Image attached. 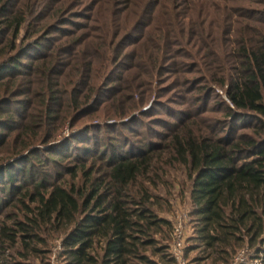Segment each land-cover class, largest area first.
Wrapping results in <instances>:
<instances>
[{
    "label": "rangeland",
    "instance_id": "rangeland-1",
    "mask_svg": "<svg viewBox=\"0 0 264 264\" xmlns=\"http://www.w3.org/2000/svg\"><path fill=\"white\" fill-rule=\"evenodd\" d=\"M81 1L86 9L95 2ZM151 1L144 11L141 6L130 5L128 0H116L120 16L124 17H119V21L131 25L138 18H144L150 20L149 26L132 25L123 33L120 28L114 30L108 37L111 44L117 45L116 52L98 53L92 57V48L78 53L80 43L90 44L92 41L88 38L96 34L90 20L75 18L80 25H62L66 26L65 30L54 29L46 37L43 35L45 31L34 35L42 22L37 15L54 9L56 0H13V14L24 17L31 27L29 37L25 33L26 27L21 31L17 48L22 45L25 48L39 38L44 46L40 47L41 53L35 54V58L39 56L37 59H21V62L31 64L26 65L25 73L15 79L18 91L15 90L11 108L16 111L14 115L19 125L12 133V136L18 135L12 148H20L22 140L29 141L34 137L25 154L40 149L43 158L54 155V161L40 167L53 174L51 181L65 187H70L73 182L85 186V172L92 178L104 179L106 161L114 154L152 150L148 172L133 184V193L138 197L148 195L144 205L158 218L168 220L170 225L150 230L148 237L155 240V245L141 246L139 254L150 256L156 264H166L154 249L169 246L166 253L171 254L173 224L181 221L186 234L184 264H261L264 233L256 241L245 237L228 249H210L198 239L192 214L191 163L181 158L173 138L177 136L184 140L199 135L217 138L228 135L229 131L232 134L234 120L226 115L228 98L217 81L227 77L237 66L239 48L244 47L247 40L256 43L264 38V0L174 1V12L181 16L192 14L194 22L199 21L197 26L201 24L199 28H204L210 36L215 35V40L211 42V37L206 40L207 45L211 42V46L205 49L207 59H199L194 55L195 49L185 45L183 49H174L179 53L165 56L156 69L150 55H157L152 53L158 40L156 24L163 17L158 12L165 11L168 3L165 0ZM148 29H151L150 33L146 32ZM58 45L60 48L56 49ZM9 48V41L0 45L7 55L19 52V49L11 51ZM28 48L32 50V47ZM84 57L85 62H90L87 67L79 63ZM81 69V73H77ZM88 85L95 87L92 99L85 107H91L90 112L85 108L86 111L72 112L69 99L77 91L78 99L82 100L84 94L91 93ZM109 87L120 88L123 96L108 99V93L103 94L101 90ZM53 94L55 104L52 107H58L63 116L55 123L47 117ZM99 97L104 103L97 104ZM97 106L101 110L105 107V110L92 111ZM124 107L125 114L121 118L120 115L115 117L114 112ZM89 128L92 130L85 136L83 132ZM245 132L250 131L240 130L233 134ZM50 150H56L55 154ZM58 154L60 157L56 156ZM76 171L78 173H74ZM23 202L31 208L35 206L31 199L24 201L16 197L0 218L7 222V214L23 216L28 212ZM67 231L44 225L41 239L31 242L37 251L26 252L27 255L31 252L28 261L31 264H66L63 239ZM98 253H103L101 245ZM128 264L145 263L132 258Z\"/></svg>",
    "mask_w": 264,
    "mask_h": 264
},
{
    "label": "trees",
    "instance_id": "trees-1",
    "mask_svg": "<svg viewBox=\"0 0 264 264\" xmlns=\"http://www.w3.org/2000/svg\"><path fill=\"white\" fill-rule=\"evenodd\" d=\"M128 1L132 6H141L144 11L152 2ZM165 1L167 9L158 12L163 17L156 24L158 40L152 53L157 55H150L154 58L153 67L156 69L165 56L179 53L174 49H183L185 45L195 49L194 55L199 59H207L205 49L211 46L215 35L210 36L204 28H199L201 24L197 26L199 21L194 22L192 14L181 16L174 12L172 3L176 0ZM55 3L54 9L37 15L42 22L34 35L45 31L46 37L54 29L65 30L66 26L62 25H80L75 18L88 19L96 34L88 38L92 41L90 44L80 43L78 53L92 48V57L98 53L116 52L117 45L111 44L108 37L114 30L120 28L123 33L132 25L148 27L150 22L144 18H138L131 25L119 21L121 10L116 6V0H95L88 9L81 0H56ZM14 6L13 0H0V45L9 41L11 51L19 49L18 53L9 55L0 49V193L4 194V197L0 195V217L16 197L24 201L31 199L35 206L31 208L23 202L28 209L23 216L7 214V222L0 218V264H31L28 261L31 252L28 255L26 252L37 251L31 242L41 239L44 225L68 230L63 239L66 264H128L132 258H139L145 264H156L150 256L139 254L140 247L154 246L155 240L148 237L150 230L170 223L158 218L144 205L148 195L142 194L144 197L141 198L133 193V184L148 172L152 150L114 154L106 161L104 179L92 178L85 172V186L73 182L70 187H65L51 181L53 174L40 167L54 161V155L43 158L40 149L25 154L34 137L29 141L22 140L20 148H12L14 139L18 138L12 133L19 125L14 115L16 111L11 108L15 90L18 91L15 79L25 73L26 65L31 64L21 62V59L35 58L44 46L39 38L25 48L23 45L17 48L21 31L26 27L25 33L29 37L31 27L24 17L13 14ZM146 32L150 33L151 29ZM208 38L211 42L207 45ZM86 57L79 63L87 67L90 62L84 61ZM236 63L227 77L217 81L228 98L226 115L234 120L232 134L229 131L228 135L217 138L202 135L184 140L177 136L173 138L181 158L191 163L195 229L198 239L210 249H228L245 237L256 241L264 233V38L256 43L247 40L246 45L239 48ZM90 91L82 96V100L74 91L68 101L72 112L86 111L84 108L90 103L95 87ZM101 92L108 93V99L123 96L121 89L116 87ZM53 97L54 94L48 104L47 117L55 123L63 116L58 107H52L55 104ZM100 98L96 99L97 104L104 103ZM21 105L24 106L25 101ZM90 108L85 109L90 112ZM125 108L114 112L115 117L120 115L121 118ZM104 110L105 107L101 110L97 106L92 111ZM91 130L89 128L83 134L88 136ZM240 130L250 132L233 134ZM55 151L50 150V153L55 154ZM56 156L60 157L59 154ZM99 245L102 255L98 253ZM168 249L169 246H158L154 252L161 254L166 264H175L171 254L166 253ZM260 252L261 264H264V248H260Z\"/></svg>",
    "mask_w": 264,
    "mask_h": 264
},
{
    "label": "built area",
    "instance_id": "built-area-1",
    "mask_svg": "<svg viewBox=\"0 0 264 264\" xmlns=\"http://www.w3.org/2000/svg\"><path fill=\"white\" fill-rule=\"evenodd\" d=\"M172 240L171 256L174 258L175 264H184L186 234L181 221H177L173 224Z\"/></svg>",
    "mask_w": 264,
    "mask_h": 264
}]
</instances>
